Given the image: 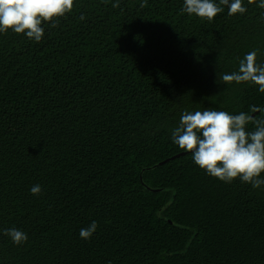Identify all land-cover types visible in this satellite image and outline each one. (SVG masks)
<instances>
[{"label": "trees", "instance_id": "1", "mask_svg": "<svg viewBox=\"0 0 264 264\" xmlns=\"http://www.w3.org/2000/svg\"><path fill=\"white\" fill-rule=\"evenodd\" d=\"M142 2L75 0L40 43L0 34V264H264V185L221 182L172 142L184 111L264 109L218 79L251 51L264 65V9L209 24Z\"/></svg>", "mask_w": 264, "mask_h": 264}, {"label": "clouds", "instance_id": "2", "mask_svg": "<svg viewBox=\"0 0 264 264\" xmlns=\"http://www.w3.org/2000/svg\"><path fill=\"white\" fill-rule=\"evenodd\" d=\"M146 2L143 0L140 6L145 7ZM74 3L75 0H0V34L11 31L40 43L45 34L44 25L57 27L73 11ZM247 3L264 9V0H247ZM225 7L230 17L247 12L243 0H184L182 12L211 24ZM80 19L85 17L81 15ZM218 79L225 85H253L264 94V65L257 63L256 51L240 59L236 71L221 74ZM172 142L190 153L196 166L221 182L231 184L239 179L253 189L264 185V109L258 106L235 115L212 109L184 111L172 129ZM30 191L38 196L42 187L34 185ZM97 227V222H91L80 230V238L90 239ZM3 235L16 246L28 240L27 234L17 228L5 229Z\"/></svg>", "mask_w": 264, "mask_h": 264}]
</instances>
